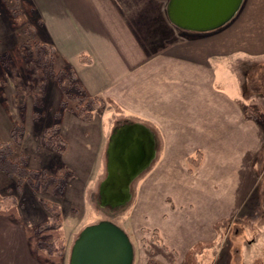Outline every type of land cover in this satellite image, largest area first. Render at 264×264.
Masks as SVG:
<instances>
[{"label":"crops","instance_id":"crops-1","mask_svg":"<svg viewBox=\"0 0 264 264\" xmlns=\"http://www.w3.org/2000/svg\"><path fill=\"white\" fill-rule=\"evenodd\" d=\"M167 3L19 0L37 39L51 45L63 63L79 54L90 58L71 68L89 95L111 100L135 118L125 124L144 121L158 129L162 152L148 173L149 185L139 189V214L150 216L162 246L181 258L197 243H213L215 224L234 217L255 188V156L264 146V130L244 117L248 107L227 89L242 80L235 63L264 61V0H242L227 23L204 33L173 25ZM17 43L9 16L1 11L0 52L7 44L15 50ZM119 127L108 138L99 188ZM197 151L201 159L190 173L186 158ZM164 196L171 203L165 204ZM37 212L38 218L43 215ZM18 216L20 224L0 216V264H43L25 238L24 226H36L33 212Z\"/></svg>","mask_w":264,"mask_h":264},{"label":"rangeland","instance_id":"rangeland-1","mask_svg":"<svg viewBox=\"0 0 264 264\" xmlns=\"http://www.w3.org/2000/svg\"><path fill=\"white\" fill-rule=\"evenodd\" d=\"M1 6L0 14L1 11L8 14L12 36L18 43L15 50L7 44L0 52V141H11L15 128L17 133L13 135L19 142L17 150L26 158L28 169L37 171L39 176L52 178L63 170L72 179L64 193L58 196L56 179L45 181V186H37L35 190L26 182L17 189L16 178L8 177L0 170V196L14 195L20 217L33 212L36 226L50 216L42 206V200L60 207L64 233L62 264H69L70 249L80 231L101 220L113 222L129 236L134 251L133 264H147L150 260L155 264H187L185 255L178 258L175 252L162 246L150 216L142 218L139 214V189L149 185L146 183L148 173L162 152V136L158 129L150 122L141 121L154 134L156 153L150 166L131 182L129 200L114 208L102 205L99 187L105 172L108 138L114 128L135 118L127 117L120 107L118 112L104 105L102 109L91 111L89 122L84 121L77 109L81 108L86 114L89 107L81 93L84 88L71 69L73 64H88L80 62L84 54L63 63L51 45L37 39L34 28L32 32L24 29L31 24L26 22L15 27L11 13L2 1ZM228 64L232 65V62ZM234 67L242 80L240 85L238 83L232 90L228 88L227 92L238 97L243 106L254 109L257 123L264 130V61L237 62ZM60 84L64 88L61 89ZM17 86L23 89V103L20 104L14 103L16 96L20 98ZM240 90L244 94L242 97ZM83 93L89 95L85 90ZM45 138L50 139L55 148L47 145ZM255 158L258 178L254 190L234 217L215 224L216 240L196 255L198 264H251L258 257L264 260V146ZM40 181L43 184V179ZM162 201L167 205L171 203L166 196ZM30 204L34 205L33 209ZM37 208L43 213L39 218L38 212L34 213ZM160 257L161 262L157 259Z\"/></svg>","mask_w":264,"mask_h":264},{"label":"water","instance_id":"water-1","mask_svg":"<svg viewBox=\"0 0 264 264\" xmlns=\"http://www.w3.org/2000/svg\"><path fill=\"white\" fill-rule=\"evenodd\" d=\"M242 0H168L166 14L177 28L204 33L227 23ZM155 142L149 129L138 123L120 126L108 150V174L100 188L103 205L125 204L131 182L153 161ZM129 236L108 220L85 226L74 240L69 264H133Z\"/></svg>","mask_w":264,"mask_h":264},{"label":"trees","instance_id":"trees-1","mask_svg":"<svg viewBox=\"0 0 264 264\" xmlns=\"http://www.w3.org/2000/svg\"><path fill=\"white\" fill-rule=\"evenodd\" d=\"M9 9L11 15L12 23L15 27H21L26 24L25 16L23 12L20 10L19 0H1ZM29 32H32V27L27 26L26 28ZM80 62L82 63H91V60L88 56H82ZM16 80V78L14 79ZM19 85V80H16ZM78 85V84H77ZM61 89L64 88L63 85H58ZM79 89L81 88L80 85ZM83 89V87H82ZM19 96H16L14 99L15 104L23 103V99L21 98L23 95V89L20 86H17V90ZM84 89L81 90L83 97H85V104L89 107V112L83 114L81 112V108H78V115L82 117V119L86 122L91 120V111L95 109H102L104 105L111 107L114 111L120 112L119 107L113 103L111 100L103 99L99 96L89 97V95L83 93ZM78 107V105L76 106ZM244 117L249 119L256 120L255 111L253 108L248 107L244 110ZM56 128V126L54 127ZM53 128V129H54ZM12 136L13 139L11 141H0V170L5 173L8 177L16 178V187L19 189L23 183H28L32 189L35 190L37 186L43 187L47 182L53 181L54 179L58 180L57 188L58 196H61L64 193L65 187H67L68 182L72 179L71 176H67L63 170H59L55 175L56 178H52L49 176H39V173L36 171H32L26 166V158L24 159L23 155L19 153L17 150V146H19L18 138L14 137L17 133L16 129L13 128ZM14 133V135H13ZM49 133V132H48ZM49 137V135H48ZM45 141L47 145L52 148H55L50 141V139H46ZM61 151V150H59ZM201 159V153L197 151L193 156H189L186 158V164L188 166V171L193 173L196 167L199 165ZM64 174V175H63ZM65 177V178H64ZM64 178V179H63ZM41 179H43V184L41 183ZM53 179V180H50ZM63 179V180H62ZM46 181V183H45ZM45 183V184H44ZM17 200L14 195H5L0 196V216L6 217L8 219L13 220L14 222L20 224L21 220L17 213ZM42 206L47 210L48 214H50L49 219L40 225L35 227H25V238L26 242L31 249L34 257L42 262L43 264H62L63 263V251H64V233L62 230V216L60 207L55 204H47L42 200ZM157 235V232L153 233ZM154 237V236H153ZM157 241V239H156ZM211 243H197L191 249H189L185 254V260L187 264H198L196 259V255L202 252L203 249L210 247ZM147 264H155L154 261H148ZM251 264H264V260L261 257H258L252 261Z\"/></svg>","mask_w":264,"mask_h":264}]
</instances>
